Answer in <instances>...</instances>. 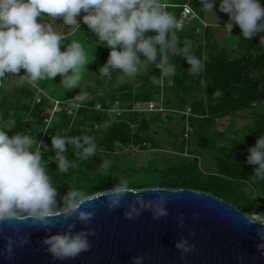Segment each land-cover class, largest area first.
I'll list each match as a JSON object with an SVG mask.
<instances>
[{
    "label": "clouds",
    "instance_id": "9594fccd",
    "mask_svg": "<svg viewBox=\"0 0 264 264\" xmlns=\"http://www.w3.org/2000/svg\"><path fill=\"white\" fill-rule=\"evenodd\" d=\"M216 3L217 0H201L205 10H215ZM219 10L229 16L224 25L229 32L238 25L246 40L264 33V0H219ZM81 12L85 13L83 23L98 37V44L110 49L107 62L99 69L102 76L110 78L113 71H119L121 78L135 77L146 64H155L166 77L174 76L176 66L170 62L169 54L186 58L190 65L187 71L192 76L199 75L205 67L206 58L192 52V41L181 42L176 35V17L167 11L162 0H0V80L3 79L0 96L7 74L18 76L21 85L53 81L57 75L68 89L79 85L82 69L89 63L83 44L76 40L65 44L66 37L51 23L43 22V17L54 20L62 17L64 24L80 26ZM195 17L198 15L191 19ZM149 32L155 34L146 35ZM260 43L264 44V36H260ZM22 69L24 72L20 75ZM222 95L219 90L213 93L216 98ZM87 99L86 92L75 97L79 102ZM73 106L79 108L81 104ZM96 108L99 110L100 105ZM9 130L7 125L0 126V222L29 220L34 227L44 230L47 235L40 243L54 260L65 261L89 251L93 246L91 237L96 235L91 226L96 211L94 207L82 206L95 197L74 187L61 195L48 166L42 162L43 153L36 147L37 140L23 132L10 136ZM51 145L55 156L50 159L55 160L61 173L77 167L76 162L69 159V147L79 160L93 158L98 152L96 138L83 132L80 135L57 132L52 136ZM248 151L246 163L257 166L253 176L264 180V134L258 136ZM110 166L109 161H103L101 170ZM148 190L163 189L134 187L128 178H118V182L102 194L110 211L122 207L130 194L135 198L124 212L126 219L137 218L146 209L156 220L166 217L168 197L159 195L146 200L141 193ZM192 215L196 218L199 213ZM61 218L70 222L65 230L53 232ZM78 223L82 225L79 229ZM258 223L256 233L264 241V222ZM179 226L184 227L182 216ZM189 235L195 236V233ZM5 239L0 255L12 260L18 241L12 235ZM30 243L31 233L19 236L21 246ZM175 247L181 253H188L196 245L182 235ZM258 249L264 250V243H260ZM143 260V256H134L131 264H143Z\"/></svg>",
    "mask_w": 264,
    "mask_h": 264
},
{
    "label": "trees",
    "instance_id": "16d2710c",
    "mask_svg": "<svg viewBox=\"0 0 264 264\" xmlns=\"http://www.w3.org/2000/svg\"><path fill=\"white\" fill-rule=\"evenodd\" d=\"M162 2L167 11L175 15L176 20L180 17L185 3H188L198 14V17L193 20L204 17L205 9L202 8L201 0H168L167 2L162 0ZM196 23L193 25L189 22L185 23L181 28L176 27L175 32L181 42L185 39L192 41V52L195 55L206 58L205 67L199 75L192 76L188 73L190 65L186 58L169 54L170 62L176 66L174 76L166 77L155 64H146L139 74L142 77L139 82H120L118 85L110 86L108 90L99 89L101 88L99 86L106 85V82L110 85L121 78L119 71H113L110 78L99 73L100 67L107 62L110 54V49L103 45L98 59L92 65L94 72L99 74L95 82L97 86L91 87L90 84H86L83 87H77L79 93L89 91L92 96L83 102L76 101L75 98L71 102L73 105L80 103L79 108L72 106L70 109L69 102L68 105L62 102L61 109L55 111L50 118V111L43 112L44 107L49 105L47 96L39 93L41 97L36 99V94L28 85L19 84L6 94L3 88V94L0 96V122L5 123L9 119L12 120L10 136L16 132L28 133L38 138L43 135L42 137L49 143V146L47 149L43 146L39 149L43 153L42 162L48 166L49 175L61 195L65 194L70 187L90 194L101 189H108L118 182L117 177L109 176L104 172L92 173L90 170L95 162L106 160L108 154L115 151L119 144L125 147L129 145L137 147L136 145L141 142L143 146L150 143L148 136L140 135V132L149 125V120L142 114L143 112L131 109L132 106L119 112L107 111L111 104L117 101L128 104L131 101L162 99L167 107L175 108L176 106L183 107L188 103L192 110L189 116L190 133L198 137L197 143L201 148L214 151L218 169L216 176L233 180L239 187L250 179L251 183L255 182L260 188L261 196L257 199L248 197L241 188L234 190L226 187L225 191L237 195L240 199L245 198L246 202L243 200V207L247 214H264V180L253 176L254 168L257 166L246 163L249 155L248 147L255 144L260 134H264V44L260 43L261 35L258 34L251 40H246L241 36V29L238 27L239 52L231 55L228 48L214 38L213 29L209 24L204 26L202 35L204 41H202L198 31L200 25ZM154 34L149 32L146 35ZM160 77L163 78L162 82L159 80ZM216 90L221 91L223 95L219 98L214 97L213 93ZM169 93L172 94L174 103L170 100ZM97 102L101 103L99 110L95 106ZM251 106L258 108L261 112L255 119L254 127L247 134L245 142L237 144L234 149H229L225 145L220 146L217 142H208L205 132L213 121L220 116ZM28 115L31 117L29 121H26L25 118ZM152 119L160 120L161 113L157 112ZM103 120L111 121L110 127L106 130L98 128V123ZM3 123L2 126L6 125ZM134 123H138L136 130L133 128ZM45 129L47 132L43 131ZM185 131L186 125L183 127V132ZM57 132H68V135H80L83 132L94 136L98 144L96 156L88 160H79L75 158L74 152L69 147V159L74 160L77 167L70 169L68 173H61L57 169L58 165L55 160L50 159L55 156L51 139ZM186 143L185 140L182 142L184 147ZM136 185L132 186H155L150 183ZM157 185L185 187L183 185ZM250 200L253 203H249Z\"/></svg>",
    "mask_w": 264,
    "mask_h": 264
},
{
    "label": "rangeland",
    "instance_id": "374dc122",
    "mask_svg": "<svg viewBox=\"0 0 264 264\" xmlns=\"http://www.w3.org/2000/svg\"><path fill=\"white\" fill-rule=\"evenodd\" d=\"M167 2L168 0H163ZM83 15L81 12L78 16L80 26H69L63 23L62 17L54 20L50 17H43V22L51 23L54 29L66 37L65 44L70 43L73 40L79 41L83 44L84 49L87 53L88 65L82 69V79L77 87H83L86 84H90L91 87L97 86L95 83L99 74H96L92 68L93 63L98 59L100 52L104 44H98V37L93 33L87 25L83 23ZM198 15V14H197ZM196 18V17H195ZM197 21V23H196ZM229 21L227 13H223L219 10V0H217L215 10H205L204 17L201 19L189 21L190 25L194 23L200 25L199 37L204 41L203 29L204 26L209 24L213 29L214 38L221 44L225 45L230 51L231 55H235L239 52L238 46V25L233 27L232 32H229L224 25ZM264 36V33H260ZM62 46V49L63 50ZM24 70H21L22 75ZM142 77L138 74L135 77H123L119 80L114 81L112 84L106 82V85L99 86V89L108 90L112 85H118L120 82H139ZM20 78L13 74L6 75V82L4 86V93L10 92V89L15 88L20 84ZM162 82L163 78H159ZM61 76L57 75L54 80L37 81L35 85L24 83L36 94V99L41 97L40 93L47 96V102L49 105L44 107V113L50 111V118L54 115L55 111L61 109V103L66 102L72 109L74 98L80 94L78 88L68 89L61 83ZM43 83V86L41 84ZM21 85V84H20ZM88 97H91L92 93L87 91ZM172 103L175 102L172 94H170ZM1 98V97H0ZM1 100V99H0ZM69 102V103H68ZM165 102V101H164ZM101 103H95V106ZM136 102L131 101L128 104L122 101L114 102L111 104L107 111H121L128 106L134 108ZM165 105V104H164ZM186 103L183 107L176 106L183 110L188 107ZM143 115L149 120L147 128L140 132L142 136H148L150 143L145 146L142 142L137 147L132 145L122 146L117 145L116 150L108 154V158L103 161H109L111 166L107 169L101 170L102 162L97 161L91 168L92 173L104 172L105 174L117 177V178H128L132 185L142 183L150 184H167V185H183L185 187H192L196 189H202L209 191L221 198L226 199L228 202L234 204L245 213L246 209L243 207L245 198L240 199L237 195H232L225 191L226 187H231L234 190H241L251 198H259L261 196V190L249 179L247 183L237 186L233 180L218 177V169L216 165V159L214 158V151L209 149L201 148L198 142V137L189 133L188 135L183 132L185 125V117L181 112L171 113L170 111H161V119L154 120L153 116L158 111H142ZM260 110L251 106L250 108L239 110L235 113L226 114L218 117L212 122L211 126L205 132L208 142H217L220 146H228L229 149H234L239 143H243L246 140L247 134L254 127L255 119L259 116ZM171 115V117H168ZM31 115L26 116V121H29ZM111 121L103 120L98 123V128L106 130L110 127ZM3 122H0L2 126ZM12 120L9 119L3 123L7 126H11ZM138 123H134L133 128L136 130ZM41 135L39 138L32 136L37 140L36 147L47 149L49 143ZM49 136V134L47 135ZM188 140L184 145L182 142ZM254 140V139H253ZM251 141V140H250ZM118 144V143H117ZM254 146V145H250ZM249 149V147H248ZM187 162L185 164V162ZM198 165V166H197ZM102 190V189H101ZM244 200V201H243ZM249 203H253L250 200ZM256 219L264 218V214L251 213Z\"/></svg>",
    "mask_w": 264,
    "mask_h": 264
},
{
    "label": "water",
    "instance_id": "95a60500",
    "mask_svg": "<svg viewBox=\"0 0 264 264\" xmlns=\"http://www.w3.org/2000/svg\"><path fill=\"white\" fill-rule=\"evenodd\" d=\"M140 188L163 189L141 194L146 200L167 196L166 217L156 220L146 209L139 217L126 219L124 212L135 201L131 194L122 207L110 211L102 194L107 189L95 191L88 194L95 198L82 206L94 207L96 211L91 221L96 235L91 237L93 246L89 251L65 261L54 260L40 243L47 235L44 230L34 227L29 220L5 221L0 222V250L8 235L15 236L18 243L14 259L0 255V264H131L134 256H143V264H264V250L258 249L264 241L256 233L258 222H264V218L256 219L202 189L159 185ZM193 212L199 216L194 218ZM181 216L183 228L179 226ZM68 222L61 218L53 232L65 230ZM80 227L78 223L77 228ZM193 232L195 236H190ZM29 233L31 243L21 246L19 236ZM182 235L195 243V249L188 253L177 250L175 242Z\"/></svg>",
    "mask_w": 264,
    "mask_h": 264
},
{
    "label": "built area",
    "instance_id": "2783aa9c",
    "mask_svg": "<svg viewBox=\"0 0 264 264\" xmlns=\"http://www.w3.org/2000/svg\"><path fill=\"white\" fill-rule=\"evenodd\" d=\"M194 16H196V14H195V11L193 10V8L188 3L183 4V9H182L181 15L177 20V27L181 28L183 26V24L188 23L190 21L191 17H194ZM2 80H0V86H1ZM38 99H39V97H38ZM131 109L138 110L140 112H142V111H153V110H156L158 112L170 111L171 113L181 112L182 115L185 117V120H186V122H185V125H186L185 134L188 135L191 131V125L189 123V116H190V114H192V110H191L190 106L181 110L179 108L167 107L166 105H164V102L162 101V99H159V100L152 99V100H148V101L136 102V104H134V108H131ZM187 141L188 140H186V142Z\"/></svg>",
    "mask_w": 264,
    "mask_h": 264
}]
</instances>
